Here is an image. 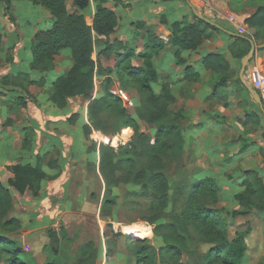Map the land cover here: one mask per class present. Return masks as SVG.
<instances>
[{
    "label": "crops",
    "instance_id": "1",
    "mask_svg": "<svg viewBox=\"0 0 264 264\" xmlns=\"http://www.w3.org/2000/svg\"><path fill=\"white\" fill-rule=\"evenodd\" d=\"M188 2L133 0L116 4L110 0L105 6L116 14L119 26L110 39V56L99 55L105 49L99 46L94 60L103 70L113 73L96 75L95 80L118 79L114 72L117 55L131 54L132 65L143 67L139 56L145 50L146 32L154 34L164 46L154 58V66L161 81L166 79L171 84L176 99L174 111L186 117L185 149L194 147V156L202 161L196 175L215 181L220 208L249 213L237 218L240 225L251 230L243 264H264V199H252L262 206L259 209L244 208L236 198L246 191L248 184L264 189V119L261 118L264 115L244 86V82L251 86V79L264 73V37L258 35L260 29L264 35V26L246 24L257 13L249 9L253 0ZM96 8L97 0H90L89 7L82 12L89 26L93 25ZM68 9L72 13L76 11L71 1ZM193 9L227 31L253 40L255 56L244 75H241L239 55L245 46L237 41L239 38L222 32L196 52L184 53L185 64H175V50L170 48L171 28L184 17L193 18ZM9 13L11 18L6 14L4 0H0V80L20 74L29 76V81L22 82L27 94L19 88L6 90L0 86V183L10 189L12 216L21 224L22 237L14 238L22 245L30 242L32 247L37 246L41 258L43 248L49 243L47 232L63 230L69 238H76L78 235L71 237L76 228L71 223L77 220L80 231L88 233L90 230L86 228L93 226L91 238L80 245L94 242L100 264H109L107 237L100 224L106 194L100 173L101 145L93 139L97 132L86 135L84 130L90 126V102L74 97L65 107H59L50 94L52 85L73 66L71 52H60L50 71L35 70L32 42L38 32L51 30L55 21L48 10L29 0L14 1ZM216 54L225 56L231 74L228 84L215 92L219 78L206 69L203 59ZM188 67L199 73L198 82L184 80ZM95 91L94 99L100 95ZM255 120L259 126L252 131L250 127ZM16 166L39 168L45 175L35 192L29 187L23 193L10 188L9 182L15 179L12 168Z\"/></svg>",
    "mask_w": 264,
    "mask_h": 264
},
{
    "label": "trees",
    "instance_id": "2",
    "mask_svg": "<svg viewBox=\"0 0 264 264\" xmlns=\"http://www.w3.org/2000/svg\"><path fill=\"white\" fill-rule=\"evenodd\" d=\"M16 0H4L6 14L10 16L12 3ZM34 5H39L49 11L54 26L49 31H40L36 34L32 42V60L33 68L40 72L50 71L53 67L54 58L63 50L71 52L73 62L72 68L62 77H60L51 87L50 94L52 101L59 107H65L68 100L79 97L90 102L88 112L90 126L85 127L86 135L92 132L108 133L106 136H114L120 132L121 128L131 127L137 130L135 116L131 115L125 107L122 100L114 98L106 89L110 86L111 78L105 79L104 94L93 98L96 75L109 74L113 71L103 70L102 65L94 60L96 47L104 46L99 55L110 56L109 46L111 36L116 32L119 26V19L116 14L105 5L110 0H97L96 14L93 25L89 26L85 16L82 14L90 4V0H29ZM68 1L76 9L74 13L68 9ZM116 4H125L120 0H113ZM246 24L251 27L264 26V7L251 18L246 20ZM140 28H144L139 24ZM259 30V29H258ZM170 48L174 49V60L177 66L185 64L184 53L196 52L206 41L212 39L217 33H220L216 27L211 26L203 20L184 17L180 22L174 24L171 28ZM147 42L144 52L139 56L143 60V67H134L132 65V55H117L118 62L114 69L117 78L121 81L124 90L145 91L146 104L143 109V115H137L139 120L144 119L148 125L155 129L156 141L154 145L149 144V139L144 135H138L141 143L142 155L150 158L152 162H160L178 158L185 150L186 142L181 123L186 121L185 115L177 111L174 113L170 106L176 103L175 95L171 90V84L165 79L161 81L160 74L154 66V58L162 51L163 45L160 44L154 34L146 32ZM245 47L239 58L246 56L251 45L242 39L237 40ZM206 69L214 73L219 82L214 87L215 92L218 88L226 86L230 80L231 67L222 54L209 55L203 59ZM29 81V76L20 74L16 77H4L0 80V86L6 90L19 88L27 94L22 82ZM184 80L187 82H198L199 73L188 67L185 72ZM157 86L160 87L157 92ZM23 103V102H22ZM24 104V103H23ZM259 126V121L255 120ZM111 131V132H110ZM125 131H130L125 129ZM130 137L126 132L123 137ZM119 144V143H118ZM112 145L113 147H117ZM128 147H122L115 151L111 147L101 145L100 147V173L107 188L115 179V169L122 161H116L119 156L132 153L137 147V143H132ZM15 179L9 182L11 189L23 193L28 187L34 192L37 190L39 182L45 178V175L39 168L30 166H16L12 168ZM143 173V171H142ZM140 175V173H139ZM157 177V176H156ZM160 180L153 179L152 188L157 199L160 195L159 203H168L172 188H167V180L164 176ZM246 191L236 196L237 201L244 208L255 207L261 209L254 198L264 199V189H256L255 185H246ZM185 202L182 216L189 222H199L201 225V237L205 244L212 245L202 260L203 264H243L247 252L246 240L251 233L250 229L243 232H236L233 237L230 236L229 228L234 224V220L243 217L249 213L246 210L229 211L226 208L219 207V187L215 181L208 177H200L191 174L188 184L175 191ZM10 189H7L0 183V210L3 218H7L14 209ZM110 201L105 200L104 206L109 205ZM104 206L102 211H104ZM232 219V221H230ZM179 220V218H178ZM1 222V221H0ZM3 223V222H1ZM14 226L21 228V224L16 218L8 217L3 223L4 227ZM49 239L48 245L44 248V253L52 254L53 260L47 264H60L62 242L64 239H70L65 231L49 230L47 232ZM211 239V240H210ZM140 240V239H135ZM90 247L93 253L98 254V249L93 243H88L81 247L82 250H88ZM9 255L8 261L11 264H28L24 259L26 251L15 241L11 231H0V254ZM88 264V263H87ZM136 264H140L137 260Z\"/></svg>",
    "mask_w": 264,
    "mask_h": 264
},
{
    "label": "rangeland",
    "instance_id": "3",
    "mask_svg": "<svg viewBox=\"0 0 264 264\" xmlns=\"http://www.w3.org/2000/svg\"><path fill=\"white\" fill-rule=\"evenodd\" d=\"M253 1L249 5L250 10L258 12L261 7H264V0ZM258 35L264 37L262 29L258 31ZM104 84L105 81L95 80V92L100 95L104 94ZM106 90V93H110L112 97L119 99L120 97L114 95L113 92H127L126 96L133 102L134 106L126 110L135 116L137 123L136 131L131 127H125L121 128L120 132L114 136H106L108 133L97 132V135L93 137L100 145L111 147L117 152L122 147L130 149L129 146L132 143H137V147L132 150V153L121 155L116 159V161H122V163L117 165L115 179L107 188L103 200L102 207L105 200L110 201L109 205L104 206L105 210H101L100 213V224L104 235L107 237L105 242L107 261L109 264H135L134 262L137 260L140 264H203L202 260L207 251L212 248V245L204 243L200 233L201 225L199 222H189L182 216L185 202L182 197H179L178 201H176L178 195L175 194L176 190L188 184L191 174L198 172L202 161L194 156V147L185 149L178 158L164 160L163 164L152 162L150 158L142 155L140 153L142 151L138 135L144 134L149 139L150 145H154L156 141L155 129L150 127L144 119L139 120L136 115H143L148 94L145 91L138 92L134 89L130 91L124 90L119 79H116L115 82L112 80ZM156 90L159 92L157 88ZM175 107V104H173L170 109L174 111ZM261 118L264 119L262 115ZM186 124L182 122L181 126L184 125L183 128H185ZM125 129L130 131H125ZM256 129H258V126L254 123L250 130L255 131ZM126 132L130 133V137H123ZM117 144V147L112 146ZM160 176L165 177L167 180L165 186L172 188L170 193L174 194L173 198H169L165 206L162 202L159 203V194H157V199L152 198L154 190L151 181L153 179L160 180ZM230 204L229 207H231ZM12 213L13 211L8 217L14 218ZM8 217L3 218L0 210L1 222L4 223ZM17 221L19 220L17 219ZM1 222L0 231H11L15 238L17 236L22 237L21 228L17 229V227L10 225L4 227ZM90 224L94 225L93 223ZM71 225L76 227L72 228L71 237L74 235L78 236L73 239H64L59 263L100 264L99 251L95 255L91 247L84 251L81 249L84 245H80V243L86 242L91 238V228L93 226L86 228V231L90 230L87 233L84 230L80 231L79 221L74 220ZM148 227L152 229V232ZM246 229V226L240 225L236 219L229 228L230 236L233 237L236 232H243ZM15 241L26 251L24 259L28 264H47L54 258L52 254L44 253L45 247L40 258L37 255V246L32 247L29 244L30 242L22 245L17 239ZM90 243H93L94 246L96 245L94 242ZM8 257L9 255L6 253H1L0 264H11L8 261ZM244 264L247 263L245 262Z\"/></svg>",
    "mask_w": 264,
    "mask_h": 264
},
{
    "label": "water",
    "instance_id": "4",
    "mask_svg": "<svg viewBox=\"0 0 264 264\" xmlns=\"http://www.w3.org/2000/svg\"><path fill=\"white\" fill-rule=\"evenodd\" d=\"M120 1L121 2H129V1H133V0H120ZM160 1H169V0H160ZM179 1H184L186 3H189L188 0H179ZM193 12H194V15L196 16L197 19L203 20L206 23L210 24L211 26L216 27L222 33H226V34L231 35L233 37H236V38H239V39H242V40H246L247 42L250 43L251 48H250L249 53L246 56H244L242 58V60H241V75H244L249 63L253 60V58L255 56L256 48H255L253 40L249 39V38H246V37H244L242 35H238V34L229 32L226 29H224L223 27H221V26H219V25H217V24H215V23H213V22H211V21H209L207 19H204L201 16V14L196 9H193ZM244 86L248 90V92L250 93L251 97L254 99L255 103L258 105V107L260 108L261 112L264 115V105H263V103H262V101L260 99V96L257 93V91L255 89H253L250 85H248L245 82H244Z\"/></svg>",
    "mask_w": 264,
    "mask_h": 264
},
{
    "label": "built area",
    "instance_id": "5",
    "mask_svg": "<svg viewBox=\"0 0 264 264\" xmlns=\"http://www.w3.org/2000/svg\"><path fill=\"white\" fill-rule=\"evenodd\" d=\"M231 21H233V18H229ZM251 86L253 89L257 91V93L260 96V99L262 103L264 104V74H258L250 81ZM114 95L119 96L123 102V105L126 109H129L133 107V102L128 99L125 92L119 91V92H113Z\"/></svg>",
    "mask_w": 264,
    "mask_h": 264
},
{
    "label": "bare ground",
    "instance_id": "6",
    "mask_svg": "<svg viewBox=\"0 0 264 264\" xmlns=\"http://www.w3.org/2000/svg\"><path fill=\"white\" fill-rule=\"evenodd\" d=\"M143 226H144V225H143ZM148 229L152 232V229H151V228L148 227ZM139 232L143 235V233H142L141 231H139Z\"/></svg>",
    "mask_w": 264,
    "mask_h": 264
}]
</instances>
